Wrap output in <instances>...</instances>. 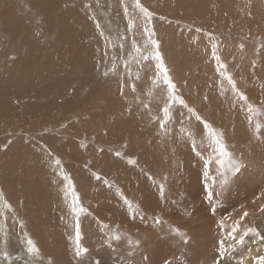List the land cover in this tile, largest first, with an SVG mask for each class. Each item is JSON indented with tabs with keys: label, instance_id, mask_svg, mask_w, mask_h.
I'll return each mask as SVG.
<instances>
[{
	"label": "rangeland",
	"instance_id": "rangeland-1",
	"mask_svg": "<svg viewBox=\"0 0 264 264\" xmlns=\"http://www.w3.org/2000/svg\"><path fill=\"white\" fill-rule=\"evenodd\" d=\"M140 3L150 22L134 0H0V264L264 256L251 236L219 255L237 221V236L264 234V0ZM145 27L184 104L171 99ZM205 124L239 171L217 162ZM69 182L86 210L81 255Z\"/></svg>",
	"mask_w": 264,
	"mask_h": 264
},
{
	"label": "snow or ice",
	"instance_id": "snow-or-ice-1",
	"mask_svg": "<svg viewBox=\"0 0 264 264\" xmlns=\"http://www.w3.org/2000/svg\"><path fill=\"white\" fill-rule=\"evenodd\" d=\"M135 6L137 8L140 9V11L144 14L145 17H147L148 21H151V17H152V13L149 12L146 8H144L142 6V4L140 3V0H134ZM127 10V9H126ZM130 27L132 26V21L129 22ZM144 31L146 33H148L149 39L147 43H150L153 46L154 51L152 52V57L157 61V68L160 70V73L162 74V78H163V82L167 85L169 92L171 94V99L172 100H178L180 104H184V101L182 98L175 96L174 94V90H175V85L172 83L171 77L168 75V70L164 65V61L162 58L161 53L159 52V43L158 41L152 39L151 37L154 35V32H152L151 29H149L148 27L144 28ZM134 47H135V42H134ZM213 48L215 49V45H213ZM135 50L137 53L141 52V49L139 47H135ZM213 55H215V52L213 53ZM144 59H148V56H144ZM217 61H219V57H216ZM223 67V65H221ZM222 75H224V73H221ZM105 75H107V73H105ZM160 77L158 76L157 79H159ZM228 82L230 84H232L233 89H235V82L232 80L231 76L227 77ZM241 99L246 100L247 97L243 95V93H240ZM185 107H187V105H185ZM164 115H165V119H167L169 117V108L166 106L164 108ZM190 111H192L190 109ZM249 111H253V109L251 107H249ZM197 119H200L199 116H197ZM163 127V124L161 125ZM205 127H207L209 129V137L211 139V143L213 145H215L216 150L219 153V156L221 157V159H219L217 162L223 167L225 164V160L223 158H228V163L229 166L232 167L233 171H239L240 170V165L236 162L231 160V153L227 151V146L223 141V135L222 133H217L216 130L212 129L210 125L205 124ZM260 127L261 125L259 123H257L256 125V130L257 132L260 131ZM117 155H120V153H117ZM209 163L211 162V158H209ZM57 164L60 163L59 160L56 161ZM130 163H135V161H130ZM207 172H205V176L207 177ZM66 180H69V177L65 176L64 177ZM100 177L97 176V179H99ZM69 190L71 191L72 194V198H73V203H72V211L74 213L77 214V220H76V245H77V255H81L83 253L87 252L86 248H82L80 246V239H81V232H80V223H79V215L83 212H85L86 210L79 205V196L78 194L75 192L74 186L71 184V182H69ZM208 199L211 200L212 199V191L209 190L208 191ZM0 198H2V193H0ZM4 207L6 208H11V205L8 204L6 201L4 202ZM131 206V205H130ZM245 216L248 215V213L244 214ZM239 224L240 222L237 221L236 225H234L231 229V232L228 233L229 238L234 241V243H231L229 245H225V241L224 240H220L219 241V255L221 258H224L227 254H228V250L232 249L233 251L236 250L237 246H244L246 243V238H248L249 236L254 237L256 240L259 241H264V234H262L261 230L257 229L256 227H247L243 230V234L237 236L236 233L239 231ZM177 234H181L179 232V229H176ZM182 235V234H181ZM119 237H117L118 239ZM28 244L30 245V251L32 252H38L39 250L35 247V245L33 244V242L31 240L28 241ZM258 261L259 264H264V256H259L258 257ZM217 264H219V262H217Z\"/></svg>",
	"mask_w": 264,
	"mask_h": 264
},
{
	"label": "bare ground",
	"instance_id": "bare-ground-1",
	"mask_svg": "<svg viewBox=\"0 0 264 264\" xmlns=\"http://www.w3.org/2000/svg\"><path fill=\"white\" fill-rule=\"evenodd\" d=\"M14 25H15V24H14ZM16 26H17V25H16ZM16 26H14V27H16ZM189 150H190V149H189ZM262 242H263V241H262ZM257 246H258V245H257ZM257 246H256V247H257ZM254 247H255V246H254ZM254 247H253V248H254ZM249 248H250V247H249ZM261 249H262V247H261ZM262 253L264 254V250H262ZM262 253H261V254H262Z\"/></svg>",
	"mask_w": 264,
	"mask_h": 264
}]
</instances>
